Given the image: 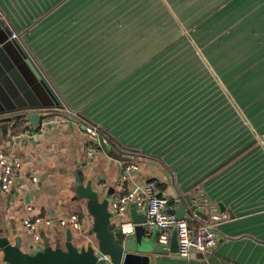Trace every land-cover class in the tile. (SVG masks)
Listing matches in <instances>:
<instances>
[{
	"label": "crops",
	"instance_id": "crops-1",
	"mask_svg": "<svg viewBox=\"0 0 264 264\" xmlns=\"http://www.w3.org/2000/svg\"><path fill=\"white\" fill-rule=\"evenodd\" d=\"M0 16L66 102L41 125L22 119L0 136V149L22 162L0 190V235L33 252L40 242L24 219L40 217L52 220L39 229L54 247L67 230L87 246L96 242L90 230L61 224L80 213L93 227L78 181H91L101 199L155 181L154 192L172 200L167 210L190 195L203 212L185 215L192 225L213 207L224 217L208 253L182 257L170 240L168 252L151 254L154 264H264V0H0ZM69 110L140 153L107 142L86 158L87 124ZM125 159L138 168L123 178ZM133 204L114 213L116 231L133 221ZM0 264H9L2 249Z\"/></svg>",
	"mask_w": 264,
	"mask_h": 264
},
{
	"label": "water",
	"instance_id": "water-1",
	"mask_svg": "<svg viewBox=\"0 0 264 264\" xmlns=\"http://www.w3.org/2000/svg\"><path fill=\"white\" fill-rule=\"evenodd\" d=\"M11 35L12 30L0 16V136L3 137L11 125L13 127L22 119L34 126L41 125L44 112L60 105L34 61ZM76 196L86 200L87 210L93 216L90 232L95 236V243L79 247L73 242L72 232L67 230L65 241L57 237L55 247L49 237L43 236L35 251L27 252L21 247L20 237L12 243L8 237L0 235L4 261L9 264H154L152 253L169 251L159 240L157 242V236H148L143 229L128 236L120 235L115 224L111 223L114 216L109 208L112 194L101 199L100 192L91 181H78ZM168 212L177 219L185 217L187 213L203 214L190 195H186L176 208H170ZM131 214L136 224L145 222L144 211L139 210L136 204L131 205ZM170 247L172 251H179L177 227L172 229ZM100 253L107 254L109 259H100Z\"/></svg>",
	"mask_w": 264,
	"mask_h": 264
},
{
	"label": "built area",
	"instance_id": "built-area-1",
	"mask_svg": "<svg viewBox=\"0 0 264 264\" xmlns=\"http://www.w3.org/2000/svg\"><path fill=\"white\" fill-rule=\"evenodd\" d=\"M11 37L18 41L19 34L12 32ZM86 130L91 137V144L86 147L84 155L86 158L91 159L94 158L97 153V145L109 141L96 126L87 125ZM257 141L264 148V133L257 135ZM137 164V161L134 159H125L123 161V178L127 177L131 171L137 170ZM0 168V190H8L14 184L16 172L22 168V162L17 158L6 155V153L0 149ZM32 178L34 181L38 179L36 175H33ZM155 187L156 182L150 181L142 192H130L125 194L118 192L115 196L111 197L109 208L114 215V213L126 211L130 202L134 200L139 210H143L145 213L146 219L143 223L145 230L151 233L155 229H159L160 233L158 240L165 247H168L170 243L172 229L177 227L178 253L182 257H189L193 252L205 254L217 246L220 238L216 226L224 215L221 216L213 207V211L209 215V218L205 222L194 226L192 225L194 216L190 215L177 219L174 214L169 213L167 208L170 206L172 200L165 194L155 193ZM200 204L205 205L206 202L202 200ZM68 222H70V225L74 229L82 230L86 233L92 229H90L91 223L88 220V216L84 214L73 213L68 219H63L61 224L66 225ZM41 224L51 225L52 220L45 219L43 221V218L40 217H27L24 219V225L33 233L34 239L38 242L43 240V236L39 229ZM135 227L136 223L129 219L120 222L117 232L120 235L128 236L135 232ZM100 259L108 260L109 256L100 253Z\"/></svg>",
	"mask_w": 264,
	"mask_h": 264
},
{
	"label": "trees",
	"instance_id": "trees-1",
	"mask_svg": "<svg viewBox=\"0 0 264 264\" xmlns=\"http://www.w3.org/2000/svg\"><path fill=\"white\" fill-rule=\"evenodd\" d=\"M19 44L21 46V48L27 53V55L36 62V66L38 67V69L40 70V72L43 73V69L41 68L40 64L36 61V59L34 58L33 53L31 52L29 46L27 45V43L24 41L22 34H19V38H18ZM52 90L54 91L57 99L60 102V107H64L66 108V102L63 98V96L56 90V88L53 86L52 83H49ZM69 112L71 113V115H74L76 117H78L80 120H82L84 123H86L89 126H96L98 127L99 131L108 139L109 142H111L113 145H115L121 155L123 154H139L140 151L136 148H132L129 147L127 145H125L124 143H122L118 138H116L113 134H111L110 132H108L107 130H105L104 128L98 126L97 124H95L94 122H92L91 120H89L88 118L82 116L81 114H76L75 112L69 110ZM15 125V124H14ZM17 131V130H16ZM125 194V193H123Z\"/></svg>",
	"mask_w": 264,
	"mask_h": 264
}]
</instances>
